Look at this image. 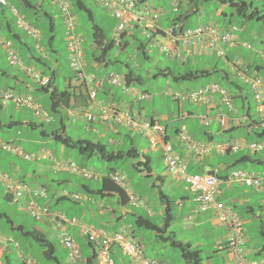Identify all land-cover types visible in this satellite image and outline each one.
Segmentation results:
<instances>
[{"label":"rangeland","instance_id":"rangeland-1","mask_svg":"<svg viewBox=\"0 0 264 264\" xmlns=\"http://www.w3.org/2000/svg\"><path fill=\"white\" fill-rule=\"evenodd\" d=\"M11 4L15 5V7L19 10L21 14L25 16V18L33 23L34 15L31 10H27L21 0H8ZM37 1V0H31ZM43 2V6L47 11L53 12L54 6H51L48 0H39ZM87 6L92 10L93 14L90 18L87 13L83 10H79L77 7H73L75 14L77 15V28L76 33L80 34L82 37V45L87 53H90L93 49L92 42V26L93 24H98L103 28L105 35L109 38L113 37V27L115 26V19L109 14V12L105 11L100 5H98L95 0H84ZM247 2H252L253 6H258L264 12V0H245ZM177 5L178 10L174 11L173 6ZM139 8L150 9L160 16V25L163 27H167L169 24V20L178 15L179 13L183 15L182 23L186 27H195L197 25L204 24H214L219 28H232L233 33L235 34L236 40L234 50L229 58V61L224 59L223 57L212 54L209 56L203 52L199 56L189 58L186 62H181L180 60H175L173 58L168 57L166 54L162 53L156 45H152V43H147V53L149 55V59H144L142 55L137 52L136 44L130 41V47L128 48V52L130 53L129 59H127L126 52H121L118 55V60L121 63H115L111 65V68L116 72L124 73L127 71V68L123 64L124 62L129 63L137 75L141 77V81H135V87L139 92H147L151 96L147 99L140 100V105L143 108V113L147 116V118H154L159 120L162 125H169L171 129L173 126L180 125L182 114H186V112L199 111L197 109L198 105L196 103H191L188 100H175L173 98V93L175 92H185L187 90L196 89L198 87L203 86L205 83L213 82L214 80L221 83L222 74L221 73H211L209 76L199 77L191 80H185L181 82H175L170 76L164 77L161 75H156L160 68H170L173 73L186 72L193 69H213L214 67H222L227 70L231 75H234L232 72L233 66L232 63L234 61H239L241 65L246 70L248 75H259L264 77V22L261 21H246L243 25L240 24L239 19L236 16H230L231 12L230 7L225 6L222 9L216 0H208L203 1L199 4V9L196 13L189 15L188 17H184L185 12L188 9L186 5V0H140L138 3ZM225 11L226 15L219 14V11ZM56 17V15H54ZM39 27L42 29L44 34L47 33V24L42 20L38 22ZM66 31L63 26L62 21L58 18L55 20V41L54 45L59 48L61 52L60 63L63 64L62 70L58 77L55 79V84L58 88V92L65 90L68 87V83L72 85L76 84V79L73 76V73L68 68V60L69 57L65 50V42H66ZM156 39L160 42H166V38L158 35ZM0 55L3 56V52L0 49ZM117 57V48L116 46L110 50V57ZM237 57V58H236ZM261 66V68L257 71L255 66ZM246 66H249L248 68ZM239 82L242 84L244 88V92L248 95V102L250 106V115L253 119L259 120V116L256 110V104L253 99L251 88L248 84L242 82L238 77ZM6 87V85H3ZM39 93H33V95L38 99ZM131 94V92H129ZM49 95H43V101L39 98V102L44 106L46 110L49 111L53 120L51 123H44L45 121L40 118H35L30 110L21 108L20 116L26 115L29 120H32L35 124H37L38 128L31 129L30 127L26 128L25 136L26 138L32 139V137H37L39 141L43 140L40 138V124H43V129L47 132L51 131L55 128L60 127L61 121L65 125V133L63 135L71 137L72 139H78L83 136L90 140L99 141L103 144H106L112 150H126L132 144L137 148V150L141 153L142 151H147V156L149 157V162L151 166V175L145 176L144 171L135 169L133 167V163L137 161L138 158H130L123 159L122 161H108L104 158H101L99 154H94L91 157H85L77 152L76 149L66 147L61 145L58 142H51V144H46V147H43L47 150L48 154L52 156H59L58 148L61 149V152L64 155L61 156L58 160H67L70 159L77 164L86 167L91 173H93L94 177L103 176L110 168L115 167L116 171L125 174L126 176V188L130 191L137 205H133L132 203L128 204L125 208V213L123 217L119 220H114L116 214L121 213V208L118 207L116 203V197L112 196H100L99 192L95 193H87L82 187L81 184H87L93 190H98L101 186V178H82L75 172H64L63 176L69 178V183L62 185L67 192L65 193L68 197L67 200L57 202V208L59 210H63L66 215V218H70L71 216H75L77 220H83L86 223H89L95 227L103 228V230L107 232H118L123 229L121 226L123 224L132 223L134 224L135 216H145L150 221L155 224H160L165 217L160 215V212L164 210L166 205V199L170 203V215L172 216V220L170 222V228L172 232H174V237L176 240L180 242L189 241L192 244L193 250L201 251V264H235L234 259L231 256V251L229 249H222V245L218 244L216 238L219 235L222 237L225 235V231L220 226L214 224V221L209 212L199 211L195 212V208L197 207V203L193 202V194L189 191H186L182 185L177 186L176 182L169 172V170L165 167L163 160L161 158V151L155 150L152 151L149 148L147 139L141 133H136L135 128H132L129 132H126L123 128H118L120 133L127 134V136H114L113 133H110V129L103 126H99L96 122H94V126L100 127L103 137L95 135L94 132H85L81 129L80 122H74L72 118L67 117V115L63 116V113L52 112L49 109ZM12 102H8V104L4 105L2 109H0V120H6V115L10 111H14L16 108L13 106ZM224 110L227 111V108L224 107ZM16 113V112H15ZM18 113V112H17ZM17 116V114L15 115ZM177 127V126H176ZM200 131L202 128L200 127ZM105 130V132H104ZM264 130V124H261L258 128H256L255 132H261ZM202 134V133H201ZM223 135V134H221ZM218 135V136H221ZM231 135L235 138L238 136L248 140H260L264 139V136H257L254 132L250 135L247 132L246 127L241 126L232 131ZM228 136V134L226 135ZM0 137H5V131L0 129ZM22 137H24L22 135ZM111 137V138H110ZM131 140H130V138ZM200 138H205V136H201ZM228 138V137H226ZM27 139V140H29ZM214 142H224L220 141L221 138H216ZM45 141V140H44ZM228 141V140H227ZM61 147H56L60 146ZM22 147L24 148L23 152L30 154L32 159H25L23 162H27L25 169L29 170L33 165L32 162L28 161H36L40 159L39 153H34L31 151V147L27 145L25 142L22 143ZM34 148V147H32ZM5 151V150H4ZM263 151V150H262ZM242 153V149L239 154H230L224 156V159L230 161L233 157L240 155ZM258 155H264V152L259 153ZM37 166V165H36ZM34 168V165H33ZM237 168H245L247 170H256L261 172L264 170V165H251L249 163H244L242 165L234 166V169ZM32 170V169H31ZM48 171V170H47ZM13 173V171H8ZM190 173V172H189ZM194 174V173H191ZM42 176L38 177V182L40 184H46L47 188L50 187L49 179L54 178L53 173L46 172L44 170L41 172ZM60 174L59 177H61ZM156 176H161L163 178L162 185L157 186ZM56 177V176H55ZM178 179V178H177ZM26 180H30L26 178ZM184 184V183H183ZM185 186V184H184ZM58 187V186H53ZM159 189L161 194L163 193L167 198H162L161 194H159ZM250 199L252 201H258L261 197L263 198L264 194L260 195L259 193H253L250 191ZM10 192L0 184V212H8L12 215L15 223L22 222L26 227L33 226L41 229L46 236L53 244H54V255L58 258L61 264H75L67 261V252L62 246L61 242L57 238L58 234L61 230H65L64 227L54 228L51 225L49 228L43 225L42 217L41 220L33 221L28 215L15 213L12 214V211L15 209L14 206L10 205ZM75 195L80 196L79 199L75 198ZM183 197H188V199L182 203ZM226 202H229L227 198L224 199ZM106 208L113 209L115 208L117 213L114 215V218H111V221L106 222L105 216L98 210V206L102 205ZM236 207V211L243 216H247L251 220L249 225L245 226V234L248 239V245L254 246L255 248H259L264 244V234H261V231L264 232V202L262 201L261 210L256 207L255 216L246 215L244 213V208L239 206V202L236 201L232 203ZM231 205V203H230ZM56 206V205H54ZM53 206V208H54ZM194 209V210H193ZM127 211L132 212L126 213ZM124 212V209H123ZM150 213H153L152 215ZM135 225V224H134ZM144 232V237L146 238L144 243L146 245L147 255L152 258H160L153 251L154 247L158 246H167L166 243H163L157 240L154 236V233L139 228ZM0 230L1 232H8L10 236L14 237L21 247L25 250L28 248L25 245L26 239L21 238L18 232L9 231L8 224L4 222V220H0ZM168 230L164 233V235H169ZM80 244H83L82 240H78ZM247 245L244 247L246 248ZM243 247V248H244ZM38 249L43 251V247L38 245ZM254 252V251H253ZM161 251H159V254ZM163 257L167 260V264H192L185 262L181 257V252L179 248H168L165 252H162ZM254 257V255H253ZM37 258V257H36ZM116 260V258H115ZM125 261L128 259L125 258ZM116 264H120L116 260Z\"/></svg>","mask_w":264,"mask_h":264},{"label":"crops","instance_id":"crops-1","mask_svg":"<svg viewBox=\"0 0 264 264\" xmlns=\"http://www.w3.org/2000/svg\"><path fill=\"white\" fill-rule=\"evenodd\" d=\"M31 2L37 6L36 11H38V12L40 11V13H44L45 11H47L43 6L42 1L37 0V1H31ZM48 2L51 6L55 7L54 8L55 11H53V12L49 11L50 14L52 15V21L54 23V29H52L53 30L52 34H54V36H55V20L59 18L62 21L63 26H64V21H63V18L59 12L58 6L52 0H48ZM223 8H224V6H222V9ZM221 12H222V10L219 11V14H221ZM54 15H56V17ZM6 23H9V25H10L9 28L5 25ZM159 26H162V25H160V22H159ZM0 28H1V33L4 37H7V38H9L10 36L12 37L9 39L12 40L14 47L18 50L19 57L22 59L24 64H27V65L33 67L38 72H41V73L46 72L47 74H45V75L53 73V75H54L53 76V83L51 84L48 92L47 93L40 92L39 95L37 94L39 96L38 99L40 98L41 101H43V95L44 94L50 95L54 90L58 91V88L55 84V79L60 74L62 67H63V64L60 63V56H61L62 51L54 45L55 37L53 40H51L49 45H47L46 47L41 43L42 42V38H41L40 46L37 47L34 40L31 37L27 36L25 33H23L22 31H20L18 28H16L14 26L13 17L11 15L9 9L1 8V7H0ZM113 29H114V27H113ZM134 29H136V28L130 27L127 31L128 35H127L126 39L129 40V43H130V41L134 42V40H135L132 37V35H135ZM14 33H18L19 36L15 37L13 35ZM48 37H49V35L47 36V38ZM92 42H93V40H92ZM64 45H66V42ZM232 47L234 48L233 45L227 47V57H229V58L231 55H234L232 53L234 51L232 49ZM64 48L67 52L66 46ZM94 48H95V44L93 42V49ZM0 49L3 52V56L0 55V89L10 90V91H12L16 94H20V95H28V94L33 95V93L35 94L36 92H38V90H37L38 85L35 83V81L29 75H27L20 67L9 65L5 50L3 48H0ZM121 52H126L127 59H129V57L131 56L130 53L128 52V50L118 49L117 50V57L119 54H121ZM203 52H205V54H207L205 49H200V51H194V54L191 56V58L199 56ZM67 55L69 57L68 52H67ZM207 55L212 56V54H210V53H208ZM170 58H172V57H170ZM85 60H86L85 71L87 73L93 72L98 76H102L105 73H108L110 71H115L111 68V65H113V64H110V65L108 64V65L104 66L103 64H97V63H93L90 61L88 62L86 54H85ZM42 61H45V62L43 63ZM246 67L248 68L249 66H246ZM68 68L72 72L70 65H69V62H68ZM126 68H128V67H126ZM164 68H160L159 70L164 69ZM255 69L257 71L259 70V69H257V66H255ZM232 72H233V74H235L234 70H232ZM73 76H74V74H73ZM134 83H135V81H133L131 83V86L135 87ZM3 85H6V87H4ZM68 85L69 86L65 88V90H67L69 92L68 104H64L63 99L55 98L54 102H55V106L57 108L56 112L60 111V113H63V116L67 115V117L72 118V120L74 122H80L81 123L80 126H81L82 130H84L85 132L86 131L87 132L92 131L95 133V135H97L96 137H98V136L103 137L104 135L102 134L101 130L99 129L100 127L93 125L94 122L99 124V126L100 125L103 126L104 129H105V127L109 128L110 129L109 134L113 133V135L117 136V137L127 136V134H125V132L120 133V131L118 129L119 127L123 128L126 132H129L132 129V128L127 127L125 124L117 125L116 123L112 122L110 119L104 121V120L97 117L94 122H90L87 120V118H86L87 111H92L96 114H100L101 108L105 107V105H107L109 103L115 105L117 108L121 109L122 111H127L130 114V116L135 120L144 121L146 119H150V118H147V116L143 113V108L141 107L140 102L136 101V99L131 94L124 92L123 89L120 87L111 86V85H108L107 83H104L97 90L96 100L91 101L88 98L85 86L82 85L81 82L76 80L75 85L71 86L70 82L68 83ZM135 89H136V87H135ZM34 98H35V100H34L35 103H37V105H40V107L43 109V111H46L48 121H45L44 118L37 117L35 115L34 110L32 111V109H30V108L28 109L26 106H18V105L13 103L14 104L13 106L16 109L12 112L10 111L9 113H7L6 120H3V121L0 120V129H3L5 131V137H0V143H8L12 146L20 147L24 150V148L22 147V143L25 142L27 145H29V147H31L32 152H34V153L37 152L40 154V159H38L36 161H28V162L33 163L34 168L32 165L31 168L29 170H27V169H25V167H26L25 163H27V162H23V160H25V159H23L19 155H16L14 153L7 152V151L0 149V170L3 172L9 173L14 178L24 180L31 187H44L47 190V196L45 198L40 199V202L43 205H46L48 207V209L50 210V212H49V214H47L45 216V218L42 219L43 225L45 227H48V228L51 225H53L54 228L64 227L65 230L78 242L80 249H81V261H82V263H84V264H95V259H94V254H95L94 248L95 247L92 243H90L88 241V239L85 236V234L83 233L82 229H83V225H85L86 227H90V228L94 227V228L101 229V230H103V228L95 227L92 225V223L89 224V223L84 222L83 220H81V221L78 220L77 224H71L69 222H62L61 223L56 217L58 213H63L65 216H67L63 210H59L57 208V202L67 200V198H68L67 196L64 198H61V197L65 196L66 195L65 193L67 192L64 188H62V185L67 184L70 181L68 177L63 176V173L69 172V170H57L54 168L55 162L58 161V159L61 158L62 155H64V153L61 152V149L58 148L59 156L56 157L55 155L52 156L51 154H48L47 150L43 147H46L45 146L46 144H51V142L60 143L59 141H57L54 138L53 132L59 130L60 133L64 134L66 127L61 121V125L58 128H55V129L48 131V132L45 129H43V127H42L43 124L44 123H51L53 120V117L51 116L49 111L46 110L44 108V106L39 102V100L36 99L35 96H34ZM48 98H49V96H48ZM4 105H6V104H2L1 100H0V109H2ZM21 108L30 110L32 115L35 118L37 117V118H40V119L45 121L44 123L40 124L39 136H40V138H43L42 141L41 140L39 141V139L35 136L32 137V139L26 138V136H25L26 128L30 127L31 129L34 130V129L38 128V126H36L35 128L33 126H31L30 123H32L34 126H35V123L32 120H29L26 115L20 116V109ZM49 109H50V100H49ZM197 109L199 110L197 112H194V111L188 112L189 111L188 110L186 112V114H182L181 117L183 119H181L180 125H176L177 127L173 126L171 129H169V127L171 126L172 123H170L169 125H167V124L164 125L165 135L167 136L166 141H168L172 145L173 150L185 160L186 166H187V171H188V167H192L194 169L200 170V172H198L200 174L215 171L220 177H225L230 173V171L234 170V166H236V165H242L244 163H249L251 165H260V166L264 165V155H258L259 153L264 152V150L261 152L253 154L249 150L242 148V153L240 155L233 157L232 159H230V161L224 159V156L228 157V155H230V154H235V153L239 154L241 149L235 153H225V154H219L215 151H211L209 154H205L202 156H195L192 152H190L187 149L186 145L178 138V131H179V128L182 126H184L186 128V131L190 135V137L199 143L214 142L215 140H217L216 138H219V137L221 138L220 141L244 140V138H242L240 136L235 138L233 135H231L232 131L235 130L236 128L244 126V127H246L247 132L250 134V132H253L254 130H256V128L259 127L256 124H254L253 122L251 125L250 124L251 121L248 119V115L246 113L240 112V111H238L237 114L230 113L232 120L229 123L227 128L222 129L221 127H219L217 124L216 118L213 119V121L211 122V124L209 126L203 125L200 118H199L200 116L208 114V115H210V117H215V115H217L221 110L223 111V107L219 104V100H218L217 96L212 98L210 100V102L207 104L198 105ZM52 112H54V111H52ZM16 114H17V116H15ZM188 115H192V116H188ZM200 127L202 128V131H200L201 130ZM104 132H105V130H104ZM135 132L142 134V132L138 129H135ZM221 134H223V135H221ZM227 134H228V136H226ZM22 135L24 137H22ZM218 135H221V136H218ZM262 135L264 136V134H262ZM201 136H205V138H200ZM226 137H228V138H226ZM81 138H86V137L83 136ZM81 138H78V139H81ZM145 138L147 139V142H148V138L146 136H145ZM27 139H29V140H27ZM86 139H88V138H86ZM130 140H131V138H130ZM260 140H264V139H260ZM253 141H259V140H253ZM130 142H131V145H133L132 140ZM61 145H63V144H61ZM61 145L56 146V147H61ZM148 145H149V143H148ZM32 147H34V148H32ZM149 148H151L150 145H149ZM151 150L155 151L157 149L151 148ZM146 156H147V151L144 150L141 152L139 159L140 160H148V162H149L150 161L149 157L148 156L146 157ZM251 159H253V160H251ZM62 161H70V159L62 160ZM240 169L247 170L245 168H240ZM9 170L13 171V173L8 172ZM44 170H46V172L53 173V175H54V178L49 179V181H50V187L49 188H47L46 184H40L38 182V177L42 176L41 172H43ZM247 171H249L251 173H255V174L260 173L256 170H247ZM263 171H261V172H263ZM150 173H151V170H150ZM60 174H62L61 177H59ZM143 174H145V172ZM97 177L98 176H96V178ZM101 177H98V178H101ZM26 178H29L30 180H26ZM155 178H156L157 186L162 185L163 178L161 176H156ZM88 179H92V178H88ZM174 181L177 183L176 184L177 186L180 187V185H182L183 188L186 190V188H185V186L181 180L175 178ZM100 182H101V180H100ZM54 185L58 186V187H53ZM81 187L89 194L95 193V192H93L94 190L90 186H88L87 184L82 183ZM220 189H221V193H220L218 199L222 200L224 203H226L228 205H230V203H231L230 206H232L235 211H236V207L232 203H234L236 201L239 202L240 207L244 208V213L246 215L255 216L256 207H258L261 210V204H262V201L264 202V197L263 198L261 197L258 201H252L250 199V196H251L250 191H252L253 193H259L260 195L261 194L263 195L264 194V180L261 183L260 189H254L250 186H246L245 184H241L238 182H232V183L223 182L220 185ZM159 194H161L160 189H159ZM99 195L101 197L102 196H112V197L115 196L116 197V203H117L118 207L121 208V211H122L121 213L116 214L118 210H116L115 208L109 209V208H106L105 206H103V204L99 205L98 210L102 214V216H105L106 222L111 221V218H114L115 214H116V216L114 218L115 222H116V220L121 219L123 217V214L125 213L126 206L128 204L132 203V202L129 203V202H124V200H120V196L117 193L109 194L107 192H104V193L99 192ZM225 198H227L229 202H226L224 200ZM187 199H188V197H183L181 202L179 201V203H182V202L186 201ZM192 200H193V202H195L193 198H192ZM9 202H10L11 206L15 207V209L12 211L13 215H15L16 212L19 214L28 215L23 203H13L10 199H9ZM132 204L137 205V202H136V204L134 202ZM54 205H56V206H54ZM53 206H54V208H53ZM123 209H124V212H123ZM206 212L210 213L215 225L220 226L221 228L224 229L225 235L223 237H222V235H219L218 238H216V240H217L219 245L221 244L222 246H225L226 241H227V236H228V231H227L226 227L219 224L216 221V219L214 217V213L211 210H207ZM3 213H6L10 217V222L4 220V222L8 224L9 231L16 232L14 227L18 226L19 224H22V222L15 223V221L12 218L13 217L12 215H10L8 212H3ZM126 213L127 214L131 213L132 215H135L129 211H127ZM164 213H165V208L163 211L160 212V215L164 216ZM150 214L152 215L153 213H150ZM238 214L242 219V231H243L242 234L244 237V244L242 245V248L245 245H247L246 248L245 247L243 248L246 258L247 259L264 258V244L262 246H260L259 248H255L254 246L248 245L249 241L246 238L245 226L249 225L251 223V220L249 218H247V216H243L240 213H238ZM73 217H75V216H71L70 218H73ZM32 220L34 221V219H32ZM57 224H59V226ZM134 224H135V222H134ZM134 224H132V223L123 224V226H121L123 228V229H121V231L128 233L135 241L139 242L140 245L142 246L143 251L147 255V252L145 250L146 245L144 243V241L146 239L144 237L145 234L141 229H139L140 227H136ZM157 225L160 228L162 227L165 229V230H159V232L151 231L154 233V236L157 240L160 241V238H159V236L161 237L160 234L165 236L164 233L167 230L170 233L169 235H171V234L174 235V232L169 230L170 225H171L170 223L168 225H165L164 220H163L160 224H157ZM33 227H35V226H33ZM35 228H37L39 231L44 233L38 227H35ZM1 231L2 230H0V264H4L5 260L8 261L9 264H24V258L25 259H29V258L32 259L35 264H61V261L56 262V261H53L52 259L50 261L49 260L47 261L43 256V251L39 250L38 244L33 242L32 240L26 239L25 245L28 249L25 250L21 247L19 242L14 237L7 234L8 232L6 233V232H1ZM119 231H120V228H119ZM261 234H264L263 230L261 231ZM169 235H166V236H169ZM22 238H24V237L22 236ZM10 239H13L14 241H16L17 244L15 245L13 240L11 242ZM79 239L83 241V244L79 243V241H78ZM184 243L191 244L189 241H186ZM167 247L170 248L169 246H164V245H162V246L160 245L157 248L156 247L153 248L154 253L156 255H158L160 258H158V257L152 258L148 255L147 256L149 258L155 260L159 264H167V260L163 257V254H162V252H165L167 250ZM191 247H192V244H191ZM159 251H161L160 254H159ZM253 255H254V257H253ZM112 256L114 258L115 264H116V260L120 264H138L137 262L132 261L128 257L123 256L117 247L113 248ZM89 257H93V258L90 261H88ZM115 258H116V260H115ZM125 258H127L128 260L125 261L124 260ZM56 259L58 260V258H56ZM67 261L70 262L68 259H67ZM71 263H74V262H71ZM5 264H6V262H5ZM75 264H77V263H75Z\"/></svg>","mask_w":264,"mask_h":264},{"label":"built area","instance_id":"built-area-1","mask_svg":"<svg viewBox=\"0 0 264 264\" xmlns=\"http://www.w3.org/2000/svg\"><path fill=\"white\" fill-rule=\"evenodd\" d=\"M59 8L61 16L64 20L66 31V44L69 53V64L75 76L79 80H83L88 86V98L91 101L96 100L97 88L102 86L104 82L113 86H120L125 91L135 93L137 100H143L150 97L147 92H135V89L125 84L124 76L120 73L111 71L102 77H97L93 73L86 74L84 72L85 60L84 52L81 47V39L76 34V15L72 11L70 0H52ZM99 5L106 9L116 20L114 29V42L120 44V34L128 29L131 25L139 26L143 33L151 39V33L155 32L157 21L159 19L157 12L150 9H142L137 11L134 0H95ZM7 0H0V6H7ZM10 10L14 16V24L24 31L27 35L38 41L40 39V30L27 22L18 11L10 6ZM164 32L166 42H158L159 50L168 56L177 58L181 61L188 59L190 55L200 47H204L209 52H214L217 56L225 57L226 45H230L235 40V34L231 29H221L214 24L197 25L179 30L177 26L170 27ZM0 47L4 48L7 54L8 62L11 65H19L28 72L33 79L40 85L48 83L47 77L34 73L31 69L22 64L19 59L17 50L12 46L10 40L0 36ZM233 70L239 76L240 80L248 84L251 88L253 99L256 104L257 114L260 124H264V77L253 74L248 75L242 71L241 63L234 61L232 63ZM3 102L12 101L18 106H26L34 110L38 116H46L45 112L34 103L31 96L17 95L9 91H2L0 94ZM217 96L220 103L229 111L234 110L231 97L227 90L217 82H211L204 86L185 92L173 93L175 100H188L191 103L207 104L210 100ZM102 120H112L117 124H125L140 130L148 138L151 148L161 150V156L164 165L173 177L181 180L188 191L193 194L194 201L197 203L195 212L211 210L214 213L216 221L225 226L228 231L226 248L231 251V256L235 264H264V258L247 259L242 248L244 237L242 231V221L238 213L232 206L218 199L223 182H238L246 186L259 189L264 179V171L259 174L251 173L243 169L232 170L227 176L220 177L215 171L207 174H191L187 171L185 160L178 155L172 148L171 144L165 141L164 126L156 119H146L138 121L133 119L127 112L122 111L115 105L109 103L101 108L100 114L87 111L86 118L93 121L96 118ZM216 118L217 124L224 128L227 127L232 120L228 114L218 113L215 117L205 114L200 116V120L204 125H210L212 120ZM179 139L186 145L187 149L195 156H202L214 150L218 153L226 151L235 152L240 148H247L252 152L264 150V141L247 142L245 140H229L223 143H199L193 140L186 132L184 126L178 133ZM0 146L11 151L24 159H32L30 154L23 152L21 148L12 146L8 143H0ZM55 166L58 169H66L79 174L82 177L90 178L93 174L85 167L79 166L74 161H56ZM110 179L120 187H126V176L121 172H112L109 174ZM0 182L11 193L14 202L25 200V207L28 214L39 220L47 213V208L40 205L38 199L46 195L44 188H31L22 180L15 179L8 174L0 172ZM129 194V192H128ZM131 201L134 200L131 193L129 194ZM61 218H64L61 216ZM71 223H75L76 219L72 218ZM88 234L90 241L97 244V264H114L111 257V248L113 245L119 246L121 253L139 264H158L145 256L142 248L133 242L121 232L107 234L102 230L90 228L84 230ZM59 239L62 245L67 249L70 259L75 260L79 257V248L75 240L67 232L61 231ZM12 242V240H10ZM16 245V243H15ZM25 264H30V259H24Z\"/></svg>","mask_w":264,"mask_h":264},{"label":"trees","instance_id":"trees-1","mask_svg":"<svg viewBox=\"0 0 264 264\" xmlns=\"http://www.w3.org/2000/svg\"><path fill=\"white\" fill-rule=\"evenodd\" d=\"M24 7L27 10H31L32 14L34 15V20L32 24L39 27L38 22H41L42 20L47 24V33L44 34V32L41 29L42 32V44L46 47L49 45L51 40L54 39L53 30L54 29V23L52 21V15L49 11H45L44 13H40V11H36L37 6L32 3L30 0H21ZM72 6L77 7L79 10H83L87 13V15L90 18L92 17V10L87 6L86 2L84 0H71ZM140 1V0H138ZM203 1L208 0H186V5L188 6L187 11L184 14V17H188L189 15L196 13L199 9V4ZM217 3L220 6H228L231 9V12L229 15L236 16L239 19V22L241 25H243L246 21H261L264 22V12L261 10L260 7L253 6L252 2H247L245 0H216ZM3 8V7H1ZM74 11V10H73ZM75 13V12H74ZM222 15H226V12L222 10ZM183 15L180 13L173 17L169 22L171 24L182 22ZM9 28V23L5 24ZM182 28H186V26L182 23ZM181 28V30H182ZM92 40L95 44V48L92 49L90 53H87L82 45V49L84 53L86 54L88 62H93L97 64H103L104 66L115 64V63H121L118 60V57H110V50L114 47L112 38H109L105 35L103 28L98 24H93L92 26ZM128 31V30H127ZM124 31L121 34V48L128 50L130 47L129 40L126 39L128 32ZM135 35H132L134 40V43L136 44V50L139 52L144 59H149V55L147 53V43L149 42V39L146 35H144L141 31V29L136 28L134 29ZM160 32V31H159ZM15 37L19 36L18 33L13 34ZM49 37L47 38V36ZM9 38H12L11 36ZM39 60V59H38ZM177 60V59H176ZM40 61V60H39ZM43 63L45 61H42ZM125 67L127 68V71L124 72L125 82L127 86H130L133 81H141V77L137 75L134 71V68L130 66L129 63L124 62L123 63ZM261 66L257 65V69H260ZM221 73L222 75V81L219 83L222 87H224L227 92L229 93L232 103L234 104L237 111L244 112L248 115V119L251 121L250 124L252 125V122L259 124L258 120H255L250 115V106L248 102V95L246 92H244V88L242 87V84L239 82L238 79H235L236 76L231 75L227 70L223 69L222 67H214L213 69H193L186 72H179V73H173L170 68L165 67L164 69H161L157 72L156 75H161L164 77L170 76L175 82H181L185 80H191L199 77H205L211 75V73ZM120 73V72H119ZM42 74H47L46 72H42ZM50 77V82L47 86L41 87L37 86L38 92H44L47 93L49 90V87L53 83V73L48 74ZM215 81V80H214ZM217 82V81H215ZM31 95V94H28ZM33 96V95H31ZM55 98L63 99L64 104H68L69 100V92L67 90H63L58 92L57 90H54L49 95L50 100V110L56 112L57 108L55 106ZM33 111V109H32ZM187 118V117H186ZM22 124V123H21ZM31 126L34 128L35 126L30 123ZM257 136H262L264 134V131L258 132L255 130L253 131ZM253 132H250L252 134ZM54 138L59 141L61 144H63L66 147L74 148L77 150V152L81 155H84L85 157H91L94 154H99L101 158H104L108 161H122L123 159L127 158H138L136 162L133 163V167L139 170H142L146 172L145 176L150 175L151 166L148 160H140L139 157L141 153L135 148L134 145H131L126 150H112L110 149L106 144H103L99 141H93L86 138L81 139H72L71 137L64 136L62 133L59 132V130L53 132ZM167 138V136H166ZM9 152V151H7ZM254 154V153H253ZM250 156V155H249ZM147 157V156H146ZM145 157V158H146ZM253 160V159H251ZM109 170L101 177V186L98 190V192H107L109 194L111 193H117L120 196V200H124V202H129L128 196L125 192V189L120 187L119 185L115 184L109 177V173L115 172V167L108 168ZM188 172L190 173H198L200 170L194 169L192 167H188ZM95 190L93 192H96ZM65 196H62L61 198H64ZM162 198H167L163 193L161 194ZM166 205H165V217H164V224L168 225L171 220L172 216L170 215V203L166 199ZM3 219L5 221L10 222V217L3 212H0V220ZM135 226L143 228L145 230L149 231H156L159 232V230H165L164 228H160L157 224L150 221L145 216H136L135 217ZM18 225V224H17ZM15 231L19 233L20 237L22 236L25 239H30L33 242L37 243L39 246L43 247V256L48 261L51 259L53 261L59 262L57 260L56 256L54 255V244L46 238V236L39 231L37 228L33 227H25V225L19 224L18 226L14 227ZM158 234V233H157ZM161 237L160 241L163 243H166L167 246L171 248H179L181 252V257L183 260H186L188 263L192 264H201V251L200 250H193L191 247V244L189 243H183L175 239L174 235L169 236H163L160 234ZM222 249L226 250V246H222ZM93 257H89V260H91ZM9 264L8 261H4V264Z\"/></svg>","mask_w":264,"mask_h":264},{"label":"clouds","instance_id":"clouds-1","mask_svg":"<svg viewBox=\"0 0 264 264\" xmlns=\"http://www.w3.org/2000/svg\"><path fill=\"white\" fill-rule=\"evenodd\" d=\"M8 1V0H7ZM135 1V4H136V9H137V11H140V10H142L143 8H138V3H139V1L138 0H134ZM70 2H71V8H72V11H73V6H72V1L70 0ZM97 3V2H96ZM56 4V3H55ZM98 4V3H97ZM99 5V4H98ZM10 6H12L13 8H15L17 11H18V13L19 14H21L20 12H19V10L14 6V5H12V4H10L9 3V1H8V5L7 6H0V7H3V8H7V9H9V11H10V13H11V15H12V17H13V24H14V16H13V14H12V12H11V10H10ZM101 6V5H100ZM102 7V6H101ZM103 8V7H102ZM104 9V8H103ZM147 9V8H146ZM104 10H106V9H104ZM173 10L174 11H177L178 10V7H177V5H174L173 6ZM107 11V10H106ZM60 12V11H59ZM74 12V11H73ZM108 12V11H107ZM61 14V13H60ZM75 14V13H74ZM24 18H25V16L23 15V14H21ZM76 15V14H75ZM112 16V15H111ZM113 17V16H112ZM158 17H159V19H158V21H157V27H158V29L155 31V32H152L151 33V39L150 38H148L149 39V42L150 43H152V45H156L157 46V44L156 43H154V40H156V41H158L157 39H156V37L158 36V35H161L162 37H164V30H166V29H168V28H170V27H174V26H177L178 28H179V30H181V25H182V22H179V23H175V24H171L170 22H169V24H168V26L167 27H162V26H159V22H160V16L158 15ZM76 18H77V15H76ZM114 18V17H113ZM115 19V18H114ZM25 20L27 21V22H29L26 18H25ZM64 21V20H63ZM116 21V20H115ZM170 21V20H169ZM30 24H32L31 22H29ZM33 26H35L34 24H32ZM116 25V24H115ZM14 26L16 27V28H18L15 24H14ZM35 27H37V26H35ZM64 27H65V25H64ZM130 27H134V28H139V29H141L139 26H137V25H131V26H129L128 27V29L130 28ZM39 30H40V33H41V35H40V39L38 40V41H36L35 39H33L31 36H29V35H27L24 31H22L20 28H18L20 31H22L23 33H25L27 36H29V37H31L33 40H34V42H35V44H36V46L37 47H39L40 46V42H41V38H42V32H41V29L39 28V27H37ZM76 28H77V21H76ZM186 28H189V27H186ZM114 29H115V26H114ZM114 29H113V37H112V41H113V45H114V47L116 46V48H117V50L118 49H123V48H121V34H120V44L119 45H116V43L114 42ZM127 29V30H128ZM182 29H185V28H182ZM222 29H231V28H222ZM127 30H125V31H127ZM141 31H142V29H141ZM160 31V32H159ZM75 32H76V29H75ZM142 33H143V31H142ZM77 34V33H76ZM144 34V33H143ZM79 37H80V39H81V47H82V37L79 35V34H77ZM145 35V34H144ZM0 36L2 37V38H5V39H8V40H10L11 41V43H12V46L14 47V44H13V42H12V40L11 39H9V38H7V37H4L3 35H2V33H1V28H0ZM165 38V37H164ZM235 40H236V37H235ZM235 40H234V42L232 43V44H230V45H226L225 47H224V49H225V57H223L224 59H226L227 61H229V57H227V47L228 46H231V45H235L236 43H235ZM158 42H160V41H158ZM158 47V46H157ZM0 48H2V47H0ZM15 48V47H14ZM4 49V48H3ZM16 49V48H15ZM66 49H67V44H66ZM200 49H205L204 47H200V48H198V49H195V51H200ZM5 50V49H4ZM17 50V49H16ZM83 50V49H82ZM68 51V50H67ZM205 51H206V53L208 54V53H210V54H214V55H216L213 51L212 52H209V51H207L206 49H205ZM6 52V51H5ZM17 52H18V50H17ZM84 52V51H83ZM69 54V53H68ZM165 54V53H164ZM194 54V52L192 53V55ZM7 55V54H6ZM167 55V54H166ZM192 55H190L189 57H188V59L189 58H191V56ZM18 56H19V54H18ZM168 56V55H167ZM168 57H171V56H168ZM172 58H174V57H172ZM19 59L21 60V62H22V64L23 65H25V66H27V67H29L30 69H31V71L32 72H34V73H37V74H40L42 77H47L48 79H49V81H48V83L47 84H45V85H40L39 83H37L36 81H35V79H33L32 77H31V75L28 73V72H26L23 68H22V66H19V65H13V66H18V67H20L27 75H29L34 81H35V83L38 85V86H41V87H44V86H47L48 84H49V82H50V77L48 76V75H45V74H42L41 72H38V71H36L33 67H31V66H29V65H27V64H24V62L22 61V59L19 57ZM174 59H177V58H174ZM188 59H186L185 61H181V62H186V61H188ZM8 60V59H7ZM84 60H85V53H84ZM177 60H179V59H177ZM9 63V62H8ZM9 65H11L10 63H9ZM70 65V64H69ZM12 66V65H11ZM85 66H86V60H85ZM85 66H84V72L86 73V74H90V73H87L86 71H85ZM71 68V67H70ZM241 69H242V71H244V72H246V70L244 69V67L241 65ZM72 70V69H71ZM233 70V69H232ZM72 72H73V70H72ZM111 72V71H110ZM114 72H116V71H114ZM235 72V71H234ZM93 73V72H92ZM109 73V72H108ZM117 73H119V72H117ZM73 74H74V78L76 79V80H78L79 82H81V84L82 85H84L85 86V88H86V91L88 90V86L87 85H85L86 83L83 81V80H79V79H77L76 78V76H75V73L73 72ZM94 75H96L95 73H93ZM105 74H107V73H105ZM104 74V75H105ZM121 75H123L122 73H120ZM104 75H102V76H104ZM97 77H102V76H98V75H96ZM124 76V75H123ZM234 76H236V78L238 77L239 78V76L236 74V72H235V74H234ZM124 79H125V77H124ZM240 79V78H239ZM213 82H215V81H213ZM104 83H106V82H104ZM103 83V84H104ZM209 83H211V82H209ZM218 83V82H217ZM102 84V85H103ZM108 84V83H107ZM125 84H126V82H125ZM206 84H208V83H205L204 85H206ZM109 85V84H108ZM203 85V86H204ZM111 86H113V85H111ZM101 87V86H100ZM117 87H120V86H117ZM129 87H132V88H134L135 89V87L134 86H129ZM50 88V87H49ZM99 88V87H98ZM98 88H97V90H98ZM120 88H122V87H120ZM123 89V88H122ZM193 90V89H192ZM2 91H9V92H11V93H14V92H12V91H10V90H5V89H0V94H1V92ZM123 91L124 92H126V93H129V91L127 92V91H125L124 89H123ZM135 92H139L138 90H136L135 89ZM14 94H16V93H14ZM17 95H20V94H17ZM87 95H88V92H87ZM131 95L136 99V96H135V93H133V92H131ZM26 96H31V95H26ZM151 96V95H150ZM32 98H33V100H35V98H34V96H31ZM215 97V96H214ZM213 97V98H214ZM218 98V97H217ZM0 100H1V103L2 104H7L8 102H12V101H8V102H3L2 101V98H1V96H0ZM218 100H219V98H218ZM232 100V99H231ZM136 101H138V102H140V100H137L136 99ZM13 103V102H12ZM34 103H35V101H34ZM36 105H37V103H35ZM219 104L223 107V111L221 110L219 113H221V112H223V113H225V114H228L229 116H230V113H235V114H237L238 113V111L236 110V108H235V106H234V104H233V106H234V110L233 111H229L228 109H227V111H225L224 110V105L223 104H221L220 103V100H219ZM201 105V104H200ZM37 106H39L40 107V105H37ZM28 109H29V107H27ZM41 108V107H40ZM226 108V107H225ZM31 109V108H30ZM42 109V108H41ZM43 110V109H42ZM45 112V114H46V116H38V115H36L37 117H40V118H44V120L45 121H48V117H47V113H46V111H44ZM124 112H127V111H124ZM128 113V112H127ZM129 114V113H128ZM130 115V114H129ZM188 116H192V115H188ZM231 117V116H230ZM200 118V117H199ZM150 119H153V118H150ZM112 121V120H111ZM159 121V120H158ZM213 121V120H212ZM259 121V120H258ZM113 122V121H112ZM231 122V121H230ZM254 123V122H253ZM117 124V123H116ZM254 124H256V123H254ZM117 125H119V124H117ZM204 125V124H203ZM229 125V124H228ZM257 126H260L261 124H260V122H259V124H256ZM164 126V125H163ZM207 126H209V125H207ZM219 126V125H218ZM220 127V126H219ZM228 127V126H227ZM227 127H224V128H227ZM222 128V127H221ZM224 128H222V129H224ZM180 129H181V127L179 128V131H180ZM179 131H178V133H179ZM187 132V131H186ZM164 134H165V127H164ZM188 134V133H187ZM189 135V134H188ZM190 136V135H189ZM165 137V141H166V135L164 136ZM178 138H179V136H178ZM245 140V139H244ZM245 141H247V140H245ZM260 141H264V140H259V141H247V142H260ZM166 142H168V141H166ZM224 142H226V141H224ZM169 143V142H168ZM208 143H223V142H208ZM3 144V143H2ZM172 146V145H171ZM20 148V147H19ZM0 149H2V150H5V149H3L1 146H0ZM153 149V148H152ZM240 149H242V148H240ZM239 149V150H240ZM245 149H247V148H245ZM22 150V149H21ZM247 150H249V149H247ZM5 151H8V150H5ZM212 151H214V150H212ZM238 151V150H237ZM237 151H235V152H237ZM250 151V150H249ZM262 151V150H261ZM261 151H258V152H261ZM9 152H11V151H9ZM211 152V151H210ZM209 152V153H210ZM216 152V151H215ZM235 152H230V151H226V152H224V153H219V154H225V153H235ZM251 153H258V152H252V151H250ZM11 153H13V152H11ZM208 153V154H209ZM218 153V152H217ZM15 154V153H14ZM17 155V154H16ZM22 157V156H21ZM23 158V157H22ZM161 158H162V156H161ZM24 159V158H23ZM59 161V160H58ZM70 161H72V160H70ZM76 163V162H75ZM77 164V163H76ZM79 165V164H78ZM79 166H81V165H79ZM82 167H84V166H82ZM166 167V166H165ZM54 168L55 169H57V170H66V169H58V168H56V166L54 165ZM86 168V167H85ZM237 169H240V168H237ZM234 170H236V169H234ZM244 170V169H243ZM70 171V170H69ZM247 171V170H246ZM0 172H2V173H5V174H8V175H10L9 173H6V172H3V171H1L0 170ZM115 172H118V171H115ZM213 172V171H212ZM231 172V171H230ZM249 172V171H248ZM260 173H262V172H260ZM93 174V173H92ZM110 174V173H109ZM145 174H146V172H145ZM144 174V175H145ZM194 174H200V173H194ZM204 174H207V173H204ZM259 174V173H258ZM11 176V175H10ZM11 177H13V176H11ZM82 177V176H81ZM96 177V176H95ZM94 177V175L92 176V177H90V178H95ZM14 178V177H13ZM83 178H85V177H83ZM15 179H17V178H15ZM18 180H21V179H18ZM264 180V179H263ZM22 181H24V180H22ZM25 182V181H24ZM1 183V182H0ZM25 183H27V182H25ZM2 184V183H1ZM28 184V183H27ZM3 185V184H2ZM29 185V184H28ZM4 186V185H3ZM5 187V186H4ZM31 187V186H30ZM31 188H44V187H31ZM123 188V187H122ZM186 188V187H185ZM253 188V187H252ZM261 188V187H260ZM259 188V189H260ZM45 189V188H44ZM125 189V192H126V194H127V196H128V199H129V203L130 202H134L135 204H136V200H135V197L133 196V194L130 192V191H128L127 190V188L125 187L124 188ZM46 190V189H45ZM187 190V189H186ZM188 191V190H187ZM128 192H129V194L131 193V195L133 196V198H134V200L133 201H131L130 200V198H129V194H128ZM190 192V191H189ZM191 193V192H190ZM11 194V193H10ZM47 196V190H46V195L44 196V197H41V198H39L38 199V202L40 203V205H42V206H44V207H46L47 208V213L46 214H44L43 216H46L47 214H49V212H50V210L48 209V207L46 206V205H43L41 202H40V199H42V198H45ZM79 197L80 196H78V195H75V198L76 199H79ZM194 199V198H193ZM10 200L13 202V203H23V205L25 206V200H21V201H18V202H14L13 200H12V198H11V195H10ZM233 208V207H232ZM25 209H26V207H25ZM27 211V210H26ZM28 213V212H27ZM29 215V214H28ZM239 215V214H238ZM30 216V215H29ZM42 216V217H43ZM61 216H63L64 218H61ZM31 217V216H30ZM42 217L39 219V220H41L42 219ZM57 219L62 223V222H69V223H71L70 222V220L72 219V218H66V216L63 214V213H58L57 214ZM32 218V217H31ZM73 218H75V217H73ZM32 219H34V218H32ZM76 219V222L75 223H71V224H77L78 223V220H77V218H75ZM240 219H241V217H240ZM34 220H36V219H34ZM36 221H38V220H36ZM241 221H242V219H241ZM58 226H59V224H57ZM61 228V227H60ZM91 228H94V227H91ZM88 229H90V227H86L85 225H83V229H82V231H83V233L85 234V236L87 237V239H88V241L90 242V243H92L93 245H94V249H95V254H94V259H95V264H97V244L95 243V242H93V241H90L89 240V238H88V234L86 233V232H84V230L86 231V230H88ZM94 229H96V230H101V229H97V228H94ZM61 231H65V232H67L66 230H61ZM60 231V232H61ZM102 231H104L105 233H107V234H112V233H117V232H107V231H105V230H102ZM118 232H121V233H123L125 236H127L129 239H131L133 242H135V243H137L138 245H140V243L139 242H137V241H135L128 233H125V232H123V231H118ZM68 233V232H67ZM60 234V233H59ZM59 234H58V236H57V238L59 239ZM69 234V233H68ZM70 235V234H69ZM71 236V235H70ZM73 238V237H72ZM74 239V238H73ZM10 240H13V239H10ZM75 240V239H74ZM59 241H60V239H59ZM13 242H14V244L16 243L17 244V242L16 241H14L13 240ZM75 242L77 243V245H78V248H79V257L77 258V259H75V260H72V259H70L69 258V256H68V251H67V249L64 247V249L66 250V252H67V259L70 261V262H74V263H77V264H84V263H82V261H81V249H80V246H79V244H78V242L75 240ZM62 244V243H61ZM226 246V245H225ZM114 247H117L118 249H119V251H120V253H121V250H120V248H119V246H117V245H113L112 246V248H111V257L113 258V256H112V250H113V248ZM140 247L142 248V246L140 245ZM227 249V248H226ZM142 251H143V249H142ZM143 253L145 254V252L143 251ZM122 254V253H121ZM123 255V254H122ZM123 256H125V255H123ZM145 256L146 257H148L146 254H145ZM125 257H127V256H125ZM129 258V257H128ZM149 258V257H148ZM25 259V258H24ZM30 259V258H29ZM130 259V258H129ZM149 259H151V258H149ZM113 260H114V258H113ZM132 260V259H131ZM151 260H153V259H151ZM30 264H35L34 263V261L32 260V259H30ZM88 261H90L89 260V258H88ZM132 261H134V260H132ZM153 261H155V260H153ZM134 262H136V261H134ZM156 262V261H155ZM138 263V262H137ZM157 263V262H156ZM24 264H25V260H24ZM114 264H115V261H114ZM139 264V263H138ZM159 264V263H158Z\"/></svg>","mask_w":264,"mask_h":264}]
</instances>
